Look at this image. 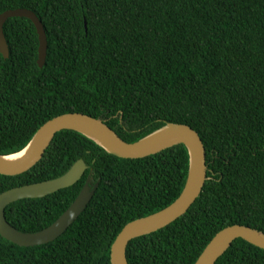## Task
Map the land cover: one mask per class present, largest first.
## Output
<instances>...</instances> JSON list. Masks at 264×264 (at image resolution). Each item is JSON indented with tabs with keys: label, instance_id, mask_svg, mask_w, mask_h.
<instances>
[{
	"label": "trees",
	"instance_id": "trees-1",
	"mask_svg": "<svg viewBox=\"0 0 264 264\" xmlns=\"http://www.w3.org/2000/svg\"><path fill=\"white\" fill-rule=\"evenodd\" d=\"M16 9L38 16L48 50L41 68L33 22L5 23L0 155L21 152L68 113L100 118L128 143L188 125L206 148L205 187L184 216L132 240L128 263L195 264L228 226L264 232V0H0V15ZM79 160L88 169L74 186L20 200L5 215L20 232L42 231L91 177L98 188L87 209L49 244L21 247L0 234V264H111L123 228L174 203L189 171L184 145L122 159L64 130L28 172L0 174V195L61 177ZM216 264H264V250L238 239Z\"/></svg>",
	"mask_w": 264,
	"mask_h": 264
},
{
	"label": "water",
	"instance_id": "water-1",
	"mask_svg": "<svg viewBox=\"0 0 264 264\" xmlns=\"http://www.w3.org/2000/svg\"><path fill=\"white\" fill-rule=\"evenodd\" d=\"M18 17L31 20L36 27L39 37L38 65L42 68L47 59V35L44 25L31 10H9L0 15V53L5 59L9 58L10 52L4 35V25L9 19ZM64 130L79 132L109 154L122 159L145 158L177 145H184L188 150L189 171L181 195L163 210L128 223L112 245L111 264H129L127 248L130 242L155 233L184 216L200 197L208 180L206 148L198 132L190 126L167 123L138 142L128 143L102 119L82 113L63 114L47 121L36 132L28 146L21 151H25V154L20 159L9 160L21 152L8 156L0 155V174L17 176L28 172L42 160L56 134ZM87 169L85 161L79 160L61 177L16 187L2 193L0 195V234L2 237L21 247L41 246L62 237L87 209L96 193L98 184H93L91 177L88 178L80 195L68 210L55 223L42 231L23 233L15 229L6 219V208L20 200L40 199L70 188L82 179ZM238 239H243L264 250V232L236 224L220 231L195 264H216Z\"/></svg>",
	"mask_w": 264,
	"mask_h": 264
},
{
	"label": "bare ground",
	"instance_id": "bare-ground-1",
	"mask_svg": "<svg viewBox=\"0 0 264 264\" xmlns=\"http://www.w3.org/2000/svg\"><path fill=\"white\" fill-rule=\"evenodd\" d=\"M25 154V151L24 152H21L19 154H16L14 156H12L11 158H9V160H18L20 159L23 155Z\"/></svg>",
	"mask_w": 264,
	"mask_h": 264
}]
</instances>
